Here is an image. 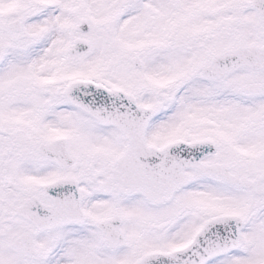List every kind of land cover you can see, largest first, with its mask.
I'll use <instances>...</instances> for the list:
<instances>
[{"label":"snow or ice","instance_id":"snow-or-ice-1","mask_svg":"<svg viewBox=\"0 0 264 264\" xmlns=\"http://www.w3.org/2000/svg\"><path fill=\"white\" fill-rule=\"evenodd\" d=\"M0 264H264V0H0Z\"/></svg>","mask_w":264,"mask_h":264}]
</instances>
